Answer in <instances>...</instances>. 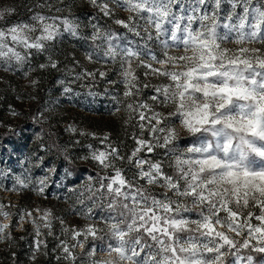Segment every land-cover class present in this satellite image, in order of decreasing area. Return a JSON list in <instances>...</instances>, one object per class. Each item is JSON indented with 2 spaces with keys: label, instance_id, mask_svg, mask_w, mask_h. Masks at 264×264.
<instances>
[{
  "label": "snow or ice",
  "instance_id": "snow-or-ice-1",
  "mask_svg": "<svg viewBox=\"0 0 264 264\" xmlns=\"http://www.w3.org/2000/svg\"><path fill=\"white\" fill-rule=\"evenodd\" d=\"M91 3L104 16L114 15L109 3ZM225 3L231 10L222 16ZM112 4L129 13L114 23L144 44L93 26L90 38L101 43L96 44L95 55L88 53L86 59L118 62L123 95L131 98L126 105L129 120L138 114L140 135L133 137L136 147L126 157L108 142L107 134L101 139L106 147L91 152V160L104 174L87 177L93 207L86 215L95 220L94 208L101 209L104 227L97 223L73 227L75 243L60 241L64 258L75 262L73 249L78 245L92 258L91 264H264V0H112ZM16 13L14 5L4 6L0 0V21ZM57 20L61 18L34 12L31 22L0 27V61L24 64L33 50L46 51L48 42L61 34ZM61 22L64 32L78 35V23L67 17ZM149 42L158 44L162 52L149 48ZM228 42L235 47H225ZM47 67L55 69L58 63L49 57L47 64L39 65ZM141 67L149 70L145 76L168 79V84L154 87L151 97L172 106L166 115L137 99L142 89L136 69ZM98 75L108 77L105 71ZM87 78L95 82L97 73L83 71L75 76ZM89 88L90 96L98 95ZM63 91L69 94L72 89ZM38 116L43 118L44 113ZM177 120L191 140L183 150L176 146L181 136L169 126ZM157 148L165 150L160 160L145 155ZM125 160L135 169L131 177L128 169L117 166V161ZM15 179L20 187L14 185L12 190L29 188L25 178ZM46 180L40 179L39 188L33 190L43 194ZM78 202L85 205L83 199ZM5 208L0 203V215L8 217ZM50 216L48 210L38 217L27 211L20 218H30L38 238L37 220L50 229ZM9 228L10 222L0 224V239L10 238ZM42 244L36 240L33 261ZM98 251L107 255L97 258Z\"/></svg>",
  "mask_w": 264,
  "mask_h": 264
},
{
  "label": "rangeland",
  "instance_id": "rangeland-1",
  "mask_svg": "<svg viewBox=\"0 0 264 264\" xmlns=\"http://www.w3.org/2000/svg\"><path fill=\"white\" fill-rule=\"evenodd\" d=\"M100 2H107L110 7L114 8V15L111 17L113 23L115 19H125L129 15L124 8L115 7L112 0H100ZM3 5H14L17 8V13L0 21V27H6L18 21L31 22V15L34 12H39L48 17H60L61 20H57V23L60 24L61 34L54 41L48 42L46 51L36 52L33 50V54L27 63L16 64L12 62L9 65L0 61V129L2 126L11 128L27 117L28 120L37 117V121H45L46 123L61 122L63 128L74 136V145L70 143L67 147L68 153L78 162L83 161L95 166V168L97 167L96 171L101 168L97 162L91 160V152L103 150L106 147V144H101V139L105 134L109 137L108 142L114 147H118L119 152H123L126 156L129 155L136 147L133 137L140 135V128L137 123L138 114L129 120V110L126 105L131 102V98H126L123 95L125 88L124 84L120 82L119 64L111 60L90 62L86 59L88 53L95 55L96 44L101 43V41L93 42L90 38L94 31L93 26H97V24L84 17L83 14L93 7L97 10L99 8L94 6L91 0H3ZM29 9L32 10L29 11ZM222 9L221 15L226 16L231 10V6L225 3L222 5ZM237 11H242V9L238 8ZM64 17L79 24L78 35L74 36L70 32L63 31L61 21ZM114 25L121 30L126 41L133 44H144L143 40L135 37L132 33H128L120 25L115 23ZM138 39H140L139 42ZM104 46L106 47V45ZM224 46L235 47L231 42ZM251 46L258 47L259 45L253 44ZM148 47L154 49L157 54L162 52L156 43L149 42ZM18 50L23 52L22 49ZM100 51L102 53V49ZM49 57L58 63V67L40 69L39 65L47 64ZM151 63H153V67H160L154 62ZM133 66L135 67V62ZM83 71L96 72L95 82L91 78L76 80V74ZM99 71L107 72L108 77L101 79L98 75ZM136 71L142 89L137 99L148 103L155 111L165 115L172 111V106L161 105L151 100L155 94L154 87L168 84V79L152 75L145 76L144 73L149 70L143 67L137 68ZM33 80L37 81L35 85L31 83ZM60 81L64 83L61 84ZM109 81H116V83H109ZM144 84H148L149 87L144 88ZM89 86L91 91L98 93V95L90 96L88 94ZM65 87H70L72 92L64 94ZM113 97L118 99L114 100ZM117 107L119 111H116ZM13 112L16 114L13 115ZM40 112L44 113L43 118L38 116ZM126 120L129 121L128 124H125ZM169 126L174 127L181 136L176 146L181 150L185 149L188 145L184 144L182 138L187 137V134L180 126L179 121L177 120ZM71 128H75L76 131H72ZM15 134L18 139L16 142H11L8 148L0 145V203L6 206L5 211L9 213L8 217L0 215V224L10 222V228L6 230L11 233L10 238L15 236V232L19 233L27 228V235H31L33 239L32 247L27 245L29 248L27 264H37L38 252H35L36 259L34 261L31 259L37 239L44 241L40 250L42 247L49 248L50 253L54 256L53 261L47 264H91L92 258L90 256L86 258L85 255L76 254L81 249L78 245L73 249L76 257L75 262L72 259L64 258L62 248L59 245L61 240L66 241L69 245L75 243L70 232L73 227L82 228L89 223H97L99 227H104V224L99 220L102 210L94 208L96 218L93 220L86 215L88 207H93L91 202H85V205L82 206L78 202L81 196L77 193L71 199H69V193H59L58 184L63 181V173H57L56 170L51 171L53 167L45 165L44 161L40 160L42 155L37 151V148L43 149L44 147H42L39 133L31 124L23 125V130L17 129ZM111 135H118V138H111ZM146 138L150 139L147 135ZM89 145L92 148H89ZM164 151V149L157 148L154 153H145V155H150L154 161L160 160L164 156ZM83 157H88V159H83ZM171 159L172 157H169V160ZM116 163L118 167L128 169L126 174L129 177L135 171L134 168L127 165L126 160L122 164L121 161ZM164 163L166 170L171 174L172 169L168 167V160H165ZM103 174L102 171L101 175ZM17 176L25 178L26 182L30 184L29 188L12 190L14 185L17 189L20 187L16 184L15 178ZM45 177H47V187L43 194L34 191L33 189L39 188L40 179ZM151 190L163 191L160 188H151ZM36 209L40 211L37 212ZM45 210L51 212L49 217L51 221L53 218L57 219V232L49 234L50 229L43 228L42 221L37 220V224L41 228V235L37 238L36 225L30 222V218L26 217L22 220L20 217L27 211H32L33 216L38 217ZM190 215L193 219L197 218L195 213ZM253 223L256 222L253 221ZM66 229L69 231H65ZM46 235H50L52 240L45 238ZM7 242L8 239H0V250L4 248ZM106 255L103 251L96 253L97 258ZM0 264H12V262L10 259H3L0 256ZM18 264H22V262Z\"/></svg>",
  "mask_w": 264,
  "mask_h": 264
},
{
  "label": "trees",
  "instance_id": "trees-1",
  "mask_svg": "<svg viewBox=\"0 0 264 264\" xmlns=\"http://www.w3.org/2000/svg\"><path fill=\"white\" fill-rule=\"evenodd\" d=\"M84 17L89 18L94 21L100 29L104 31H112L117 32L122 35L121 30L114 25L111 21V17H106L100 10H97L95 7L91 8V10H86L83 14ZM140 39H138V42ZM26 122V124H23ZM31 124L32 127L39 133L40 141L43 145V149L37 148L38 152L41 153L43 157V161L45 165L52 166L57 173H63V181L59 185L58 191L60 194L69 193L71 199L76 193L81 196L85 202L88 201V196L91 193L87 190V177L88 176H96L99 172L102 173V169L96 171L95 166H92L86 162H78L72 157L70 153H68L67 147L71 144L74 145L73 138L74 136L66 131L63 128L61 122L57 123H46L45 121H37L36 119L23 118L21 121L14 124L11 128H7V126H2L0 129V145L8 148L11 142H16L18 136L15 134V130H23V125ZM117 137L111 135V138ZM185 145H189L191 140L187 137L182 138ZM38 147V146H37ZM121 156H125L123 152H120ZM67 157V158H66ZM125 162V161H124ZM123 162H121L122 164ZM147 186V185H145ZM150 188H158L156 186H148ZM96 203H100L99 200ZM57 219H52V224L50 228L51 233L57 232ZM8 232V231H6ZM27 235V228L19 233L15 232V236L11 237L10 240L8 238V242L5 243V246L2 250H0V256L3 259H10L12 264H27L29 260L27 245L32 247L33 239L31 235ZM23 236V239L21 237ZM47 239L52 240L50 235H46ZM12 242V243H11ZM51 242V241H50ZM90 249V248H89ZM15 253V256L13 255ZM76 254L85 255L86 258L89 257L87 252L80 249ZM53 254L50 253L49 248H43L38 251L37 264H47L53 261ZM25 261V263H24Z\"/></svg>",
  "mask_w": 264,
  "mask_h": 264
}]
</instances>
